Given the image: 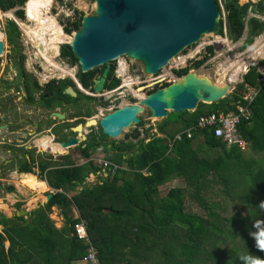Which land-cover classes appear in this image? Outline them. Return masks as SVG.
Returning <instances> with one entry per match:
<instances>
[{
  "label": "trees",
  "instance_id": "1",
  "mask_svg": "<svg viewBox=\"0 0 264 264\" xmlns=\"http://www.w3.org/2000/svg\"><path fill=\"white\" fill-rule=\"evenodd\" d=\"M27 1L0 0V11L16 9L15 17L23 20L24 12L17 8L23 7ZM35 4L36 0H31L25 5L26 17L32 22ZM225 9L228 13L229 38L235 41L242 34L243 25L239 23V14L245 13V8L238 7L236 0H229ZM232 10L234 12L231 14ZM236 13L239 21L234 18ZM82 16L79 13L78 19L63 22V32L69 35L78 30ZM251 20L264 25L255 19ZM220 27L222 34V22ZM4 30L6 39L12 44L13 53L17 52L18 48L15 47H19L20 36L17 26L9 21ZM250 33L254 35L256 30L251 27ZM249 43L250 40L246 41L243 48ZM212 55V47H206L202 59L191 61L188 67L173 73L176 77L185 75L191 69H198ZM59 57L66 59L70 65H77L67 44L59 47ZM12 61L15 63L13 59ZM16 63L17 71L22 73L25 80L28 79L29 75L24 73L22 67L23 55L18 57ZM101 70L82 73L78 69L76 78L88 90ZM114 70L115 66L111 65L105 90H112L120 83L115 78ZM245 70L239 69L233 73L235 76L232 74L226 79L229 83L238 82ZM262 70L264 61L251 66L248 73L243 75V82L236 86L231 95L217 103H199L193 113L176 114L175 119L168 117L157 127V131L166 136V139L153 138L149 143L141 140L137 147L130 142H122L118 148L120 153L124 157L132 154L126 160L131 180L123 179L122 172L118 170L114 173L116 177L113 180L87 188L85 178L89 173L99 170L90 161L83 166L54 172L49 180L52 188L68 192L79 186L82 190L68 198L72 199L81 219L67 218L64 212L71 203L61 193L53 196L44 208L32 212L28 220L16 215L7 219L0 214V264H85L82 260L90 248L96 251L97 264H244L242 258L249 255L258 257L261 264H264V244L257 247V241L264 237V84L247 105L249 120H241L238 126V132L247 148L262 155L261 166L253 167V160L243 158V153L236 147L226 148L208 130L194 135L192 140L184 138L171 149L168 146V141L176 132L193 125L199 116L227 114L234 112L236 105L245 106L241 98L243 86H258L257 79ZM64 81L67 82L60 87V91L67 86L74 87L70 80ZM154 91L156 88L150 89L148 94ZM78 94L76 98H71L60 92L59 96L73 103L83 100L87 107H90L89 103L100 102L96 99L88 101V96ZM230 103L235 105L231 106ZM81 105L80 103L81 115L86 114L90 118L94 113L92 108L82 113ZM172 122L180 126L178 131L167 130ZM141 125L142 123L139 124ZM132 136L136 139L139 133L135 131ZM103 137L105 138L104 135L100 136L96 143L94 139L89 141L85 149L78 151L84 158H89L90 152L101 145ZM196 139L199 142L195 148L193 142ZM202 147L221 150V153L214 159L202 157ZM135 152L138 153L135 155ZM116 163L123 161L118 160ZM142 171H146V175ZM174 179L181 180L183 186L171 188L161 196L159 188ZM210 183H219L224 187L223 202L231 200L236 210L230 217H224L218 212L222 204H210L202 195L208 192ZM229 187L241 189L231 198L232 192L227 195ZM187 188L193 189L191 197L202 207V216L186 212ZM52 206L65 210L63 214L66 223L63 230L55 229L48 218L47 212ZM79 220L86 222L89 241L79 240L72 235L74 225ZM5 243L8 245L6 248Z\"/></svg>",
  "mask_w": 264,
  "mask_h": 264
},
{
  "label": "water",
  "instance_id": "2",
  "mask_svg": "<svg viewBox=\"0 0 264 264\" xmlns=\"http://www.w3.org/2000/svg\"><path fill=\"white\" fill-rule=\"evenodd\" d=\"M219 28L215 0H94L92 15L82 17L67 44L82 73L104 66L93 81V92L99 94L112 61L123 56L140 64L145 75L157 76L185 48L196 45L204 35H216ZM2 54L1 39L0 57ZM230 89L228 81L221 83L205 73L188 72L137 104L119 107L98 121L92 118L73 131L80 135L83 128L97 126L106 137L116 138L131 124H139L138 115L145 110L156 119L167 117L168 112H193L199 103L210 105L224 99ZM141 90L143 87L137 88ZM63 94L76 96L70 87ZM78 141L72 138L60 146L67 148Z\"/></svg>",
  "mask_w": 264,
  "mask_h": 264
},
{
  "label": "rangeland",
  "instance_id": "3",
  "mask_svg": "<svg viewBox=\"0 0 264 264\" xmlns=\"http://www.w3.org/2000/svg\"><path fill=\"white\" fill-rule=\"evenodd\" d=\"M244 1L245 0H240V3ZM28 2L26 3V5L28 4ZM36 2L37 3L34 10V22L29 21L27 19L25 12H24L25 19L20 21L18 20V18L15 17L14 11H8V12L0 11V36H2L1 39L3 40V49H4L3 54L0 57V81L4 82L2 86L10 84L12 81L15 82L30 81L32 79L36 81H52V80L62 81V80L70 79V76L64 74L62 75V73H59V70L64 69L65 71H68V73L73 72L74 74H76L77 72V65L74 64L70 65V63L66 59L59 57V47L63 44H67V42L62 43V38L66 36V34H64L62 31L63 28L62 23L66 21H73L75 19H78L79 13L82 14L83 16L92 15L94 10L93 8L94 0H36ZM76 12L78 14H76ZM261 19L264 21V16L261 17ZM9 21L15 23L20 33L19 47H15L18 48L17 52L15 53H13L12 51V44H10L6 39L5 30H4V27L7 25ZM36 25L49 27L51 29V32L48 34V36L51 43L50 47L54 48V53L51 56L52 59L54 58L53 59L54 63L53 62L51 63V61L46 59V56L43 55V52L36 53L37 50L34 48L33 41L31 38H29V33L31 32V29L36 28ZM73 32L74 31H72L68 36L71 37ZM260 37L262 42L257 41L255 45L252 47V49H256L258 52L262 53L264 47L259 50L257 48L259 47V43H261V46H264V34H262ZM244 40H245V36H243L238 41V43H231L225 37H221L219 35L202 36V38L196 45L185 48L180 54L177 55V57L169 61L168 65L163 69H161L160 73L157 76L145 75L141 65L133 61H130L128 59L122 58L120 62L121 64H125V66L122 69H120L122 73L116 76V78L120 80V85L121 82H123L122 85L127 84L129 82L135 83L134 85H132V88H136V91H137V87H144L142 91H137L140 92L142 95L144 94L143 95L144 98L147 95L148 90L153 88L150 86L152 84V81H158L159 80L158 77L160 76L166 78L165 84L172 83L177 78L175 75H173L174 71L188 67L191 61L202 59L205 54L204 52L205 47L211 46L213 48L214 54L198 69H191L189 72H196L198 74L205 73L212 80L219 82L222 81V75H224L228 70H230L233 64L234 66H236L233 69L234 71H236L237 68L244 67L238 65L237 64L238 61L244 60V62L247 63L245 71H247V69L250 66H252L254 63L256 64L258 61H260L259 59L261 58H258V54L254 52V50H252L251 47L245 50L240 49ZM47 45H48V41H45L42 48L43 51L47 49ZM21 55H23L22 67L24 73L29 75L28 79L26 80L24 77L22 79V75L19 77L16 75V71H17L16 67H18V63L16 62L18 61V57ZM12 59L15 61V63L12 61ZM110 64L118 65L117 60L112 61ZM50 65L53 66L57 65L58 67H56L57 69H53ZM244 73L239 77L240 80L238 82L230 83L231 89L227 96L231 95V93L234 91L236 86L242 82V76L244 75ZM232 74H230L229 76H231ZM233 76L235 75L233 74ZM226 78L227 77L224 76L223 78L224 82L226 81ZM81 93L84 95V93H87V91L84 90ZM136 97L138 96L136 95ZM136 97L133 94L132 90L130 89L128 90L126 87H122L120 91H117L115 93L105 94L102 98L100 97L97 98L98 100H100L99 103L97 102L89 103L92 110L94 111L92 117L95 118L96 121H98L101 117L108 114L111 110H114L117 107L127 104H133V105L137 104L139 99ZM80 103L82 104L81 105L82 107L85 106L84 107L85 110L88 108L83 100ZM139 118H141L143 121L146 122L145 128L148 130L146 135L142 134L140 137H137V139L140 141L141 139H143L146 140L147 142L148 138L157 135L156 128L162 121L151 119L150 113L147 110H145V112L142 115H139ZM169 118L175 119V114L170 113ZM83 120L85 122V119ZM177 126L178 125H176L175 122H172L169 124L168 130L174 131L176 130ZM134 129L135 126L133 125H131L130 128L128 129H124L122 135L118 138L119 140H114V141H120L121 139H124V136L130 135ZM144 136H146V138H144ZM194 142H197L198 144L199 141L198 139H196ZM202 148L204 152H202L200 156L209 159H214L221 153V150H209L205 147ZM62 151L63 150H61L60 152ZM242 156L247 160H253L254 162L253 167L255 166V168L262 165V161H263L262 155L251 152L249 148H247V152L243 153ZM76 161L80 163L82 162V160L79 157H76ZM20 181L21 180L19 179L14 183V185L20 183ZM181 186H183V183L179 179H174L172 181H169L159 188L160 195L164 196L169 189L174 187H181ZM25 188L29 190V192L27 193L28 195L25 196V198H16L14 195L10 196L11 202H13V200L15 199L23 200V204H20L21 210H26L24 205H30V201L32 200V197L33 198L35 197L32 193H30V192L33 193L35 192L34 188H31L29 186L28 188L27 187ZM223 189L224 187H222L221 184L213 183L207 187L208 192L202 193V195L206 200L210 202V204L212 203L222 204L221 210L218 212L224 217H230L234 212H236V210L231 200L230 201L226 200L225 202H223L222 196H225L222 192ZM240 189L235 190L234 188L229 187V189L227 190V195L232 192L230 195L232 198L233 196H235L236 192H240ZM186 192H187V199H185L186 212L202 216L204 214L203 210L201 209L202 207L199 206L191 197V195L193 194V189L187 188ZM12 208L17 209V206L14 207L12 206ZM5 211L6 214L10 215L11 206L9 209ZM7 246H8L7 243H5V248Z\"/></svg>",
  "mask_w": 264,
  "mask_h": 264
},
{
  "label": "flooded vegetation",
  "instance_id": "4",
  "mask_svg": "<svg viewBox=\"0 0 264 264\" xmlns=\"http://www.w3.org/2000/svg\"><path fill=\"white\" fill-rule=\"evenodd\" d=\"M16 75L19 77L22 73L16 71ZM75 77L76 74H73L67 80L71 82ZM66 82L64 80L36 81L32 79L30 81H12L10 84L2 86L4 82L0 81V199L3 200V205L11 204L6 197L15 192L16 189L11 182L19 174L25 173L21 172V169H29V173L35 174L43 172V164L48 167L45 170L50 168L47 164L48 153L38 148L39 140L49 139L51 136L61 139V135L67 134L69 138L65 141L72 138L79 140L73 147L76 148L90 135L91 132L81 140L78 133L73 131L78 124L83 125L85 122L78 115L80 101L73 103L65 97L59 96L60 92L64 95L63 91L67 87H64L62 91H60V87ZM88 93L90 94L88 101H94L95 93L92 91H88ZM77 96L79 94L76 92ZM51 107L53 109H50ZM53 112L64 114L61 116L64 118L57 119L52 116L49 119V115ZM94 128L97 129V127ZM90 129L93 130V127ZM51 149L53 153L58 151L57 147H51ZM55 164L56 161H52V166ZM29 178L31 177L23 178L22 181ZM10 189L12 192H8ZM12 206L15 205L12 204ZM0 214L5 216L2 211Z\"/></svg>",
  "mask_w": 264,
  "mask_h": 264
},
{
  "label": "crops",
  "instance_id": "5",
  "mask_svg": "<svg viewBox=\"0 0 264 264\" xmlns=\"http://www.w3.org/2000/svg\"><path fill=\"white\" fill-rule=\"evenodd\" d=\"M228 1L229 0H215L216 5L219 6V10H220V26H221V22H222V34H220V31H221V27H220L219 31L217 33V36L219 35L221 37H225L231 43H238V41L243 36H245V40L242 43V46L240 49L245 50L249 47H251V49H252V47L255 45V43L257 41L262 42L260 36L262 34H264V25H260L258 23L251 22L252 21L251 19H255L258 22L264 24V21L261 19V17L264 16V1L263 0H256V1L255 0H245L244 2L240 3V0H236V5L238 7L245 8V13L239 14V17H240L239 23H242L243 30H242V34L239 37V39H237L235 41H232L229 38V34H228V32H229V27L227 24V14L228 13L225 9L226 3H228ZM233 12H234V10H232L231 14ZM239 17L236 13L234 18L239 21ZM251 27L254 30H256V34L252 35L250 33ZM232 33L233 32L231 31L230 35H232ZM248 40H250V43L246 47L243 48L244 43ZM259 46H261V43H259ZM252 50L256 51V49H252ZM256 53L258 54V58L260 57L261 59H259L260 61H258L256 64L254 63L252 66H256L260 62L264 61V54H262L258 51H256ZM213 54H214V52H213ZM250 67H249V69H250ZM239 69H241V70L246 69V67L237 68V70H239ZM249 69H247V71H245L244 75L248 73ZM227 75L228 74H225L224 76H227ZM235 82L236 81H230V83H235ZM242 82H243V76H242ZM241 98L244 101L243 90L241 92ZM243 104H246L245 101ZM50 109H53V107H51ZM80 111L81 112L85 111V108L84 107L80 108ZM82 113H84V112H82ZM78 115L81 116L80 119H82V120L88 118V117H86V114L81 115L80 112ZM52 116H54L53 113H51L49 115V119H51ZM92 116H91V118H93ZM89 132H91V133L88 136L87 140L85 142H83L79 147H76V148H73L75 145L67 147V148H62L60 146L61 143H64L63 141H65L69 138V136L67 134L61 135V139H57L56 136L55 137L51 136L49 139H47V143H48V147H49V149L47 151L48 158H49V160L47 161V164L50 166V168L48 170H45L48 167L45 164H43V172L42 173H35V174L29 173L28 172L29 169H21V172H25V173L19 174L16 178L13 179L11 184L14 186V188L16 190H15V192L9 194L6 198L9 201L11 200V197H10L11 195H14L16 198H25V196H27L28 195L27 193L29 192V190L26 189L25 187L28 188V186L30 187L31 184L36 185V187L31 186V188H34L35 192L34 193L30 192L35 197L34 198L32 197V200L30 201V205H24L26 210H21V208H20V204H23V200H21V199H15V200H13V202L10 201V203H11L10 205L9 204L3 205L2 204L3 200L0 199V205H1L0 211H2L5 214V216H3L2 214L1 215L7 219L12 218L14 215H16L17 217H24L25 220H28L29 217L31 216L32 212L34 213V211L41 209V208H44L45 205L50 201V199L53 196H55L57 193L63 194L68 199V198H72L78 192H81L82 190L80 189L79 186H76L74 190H69L68 192H64L62 189H54L49 185V180H51L52 174L56 171L58 172V171H62L65 169H73L74 167L76 168L79 166L86 165L85 164L86 159L80 153V151H78V149L79 150L85 149L87 144L89 143V141L94 139L93 141H95V143H96V141L100 140V136H103V134L100 133L99 129L97 131V129H95L94 127H93V130L90 128H88V129L84 128L81 134L85 138L86 134H88ZM121 135H122V133L116 138H108L106 136H105V138L103 137V140L100 143L101 145L97 148H94V150H92V152H90L89 157L91 159L93 157H101L104 159V161L108 165L111 166V169L102 170L100 167H98L97 165L94 164L96 167H98L99 170L97 172L89 173L88 176L85 178V186L87 188L95 187L96 185L100 186V185H102V182L113 180V178L116 177V176H114V173L117 172V171H113V167H117L116 169L122 172L123 179H126V180L132 179L131 173L128 172L129 171L128 170L129 164H128V161H126L132 156V154H130L128 156L125 155V157H124L120 153L118 148H120V145L122 142H130L132 144H135V147H137L140 140H138L137 138L135 139V137H133L132 135H129V137H127L128 135H125L124 139H121L122 141L121 140L120 141H114V140H119L118 138ZM125 137H127L126 140H125ZM130 137H132V138H130ZM81 140H83V139H81ZM109 140H112V141H109ZM50 141L55 142V144L53 143L50 145ZM65 142H67V141H65ZM46 146H47L46 144H42V145H39L38 148L43 149ZM51 147H54V148L57 147L58 151L53 153ZM104 148H106V150ZM61 150H63V151L60 152ZM137 153L138 152H136L134 154L136 155ZM76 157H79L82 160V162L80 163V162L76 161ZM118 160L119 161L122 160L123 163H120V164L116 163ZM52 161H56L55 166H52ZM142 174L146 175V171H142ZM26 177H34V180L31 181L28 179L25 182L22 181L23 178H26ZM19 179L21 180L20 183L17 182L18 184L14 185V183L16 181H18ZM37 183L40 184V187H37ZM8 192H12V190L10 189V191H8ZM85 194H87V193H85ZM93 195H94V193H93ZM48 196H50L49 200H47ZM68 200L70 201L71 204L68 207L67 211L63 210L62 208H60L58 206H52V207H50V210L47 212L48 218L52 221L53 227L57 230H63L65 227L66 218L63 214L64 211H65L64 213H66V215H67V218H71V220H75V219L80 217L75 204L71 201L72 199H68ZM12 204L17 206V209H13ZM10 206H11V211H10V215H9V214H6L5 210L9 209ZM4 207H5V209H4ZM21 212H23L22 215H20Z\"/></svg>",
  "mask_w": 264,
  "mask_h": 264
},
{
  "label": "built area",
  "instance_id": "6",
  "mask_svg": "<svg viewBox=\"0 0 264 264\" xmlns=\"http://www.w3.org/2000/svg\"><path fill=\"white\" fill-rule=\"evenodd\" d=\"M260 77L257 79L258 86L244 85V101L246 105H237L234 112L227 114H210L206 116H200L196 120L195 124L191 128L193 133L203 132L205 130L211 131L215 138L219 139L227 148L236 147L240 152L246 150V143L242 139L238 132V126L241 120H249L250 113L248 111L247 105L252 102V100L258 94L259 88L264 84V70L259 72ZM160 81V80H158ZM114 91L107 92L105 94H111ZM104 94V95H105ZM187 137H191V132H187ZM180 135L175 137V140H180ZM104 167L107 164H103ZM75 235L80 240H88V235L86 232V224L80 222L74 227ZM85 264H97L96 251L93 248L89 249L88 254L82 260Z\"/></svg>",
  "mask_w": 264,
  "mask_h": 264
},
{
  "label": "clouds",
  "instance_id": "7",
  "mask_svg": "<svg viewBox=\"0 0 264 264\" xmlns=\"http://www.w3.org/2000/svg\"><path fill=\"white\" fill-rule=\"evenodd\" d=\"M29 1V0H28ZM27 1V2H28ZM27 2H25V4L23 5V7H20V8H17V9H20V10H22L23 12H25V5H26V3ZM217 8H218V6H217ZM218 10H219V8H218ZM10 11H16V9H13V10H10ZM219 12H220V10H219ZM83 17V16H82ZM24 19H25V14H24ZM23 19V20H24ZM82 19V18H81ZM19 20V19H18ZM20 21H22V20H20ZM81 22V21H80ZM80 26V25H79ZM62 31H63V29H62ZM77 31V30H76ZM75 32V31H74ZM73 32V33H74ZM64 33V32H63ZM65 34V33H64ZM67 35V34H66ZM217 35V34H216ZM204 36H208V35H204ZM213 36H215V35H213ZM202 38V37H201ZM207 47H209V46H207ZM206 48V47H205ZM3 51H4V49H3ZM204 52H205V49H204ZM205 55V54H204ZM126 59L125 57H120V58H118V59ZM118 59H116V60H118ZM115 60V61H116ZM118 63V65H114L115 66V70H114V75H115V78H116V76H118V75H120V73H122L121 71H120V69H122L124 66H125V64H123L122 66H120V61H118L117 62ZM136 63V62H135ZM140 65V64H139ZM77 67H78V69H79V66H78V64H77ZM110 67H111V64H110ZM101 68L102 67H99V68H95V69H99V70H101ZM103 68H104V66H103ZM117 68V69H116ZM80 70V69H79ZM94 70V69H93ZM91 71V70H90ZM110 71V70H109ZM101 72H102V70H101ZM86 73V72H85ZM160 73V72H159ZM158 73V74H159ZM101 74V73H100ZM99 74V75H100ZM173 75H175L174 73H173ZM98 75H96V77H97ZM176 76V75H175ZM96 77H95V79H96ZM108 78V77H107ZM178 78V77H177ZM94 79V80H95ZM116 79H118V78H116ZM158 79L160 80V81H152V84L150 85L151 87H153V88H156V90H158V89H161V88H164V87H166L167 85H169V84H165V79L166 78H164V77H158ZM93 80V81H94ZM107 80V79H106ZM119 80V79H118ZM176 80V79H175ZM174 80V81H175ZM74 83H73V82ZM72 83H73V86L74 87H72L71 89L75 92V94H76V92L77 93H80V94H82L81 92H83L84 90L85 91H87V93H84V96H89L90 94L88 93V91H90V89H92V92H93V84H92V87H90L88 90H86V89H84L83 87H82V85L80 84V82L77 80V78L75 77V78H73L72 79ZM93 81H92V83H93ZM120 81V80H119ZM173 81V82H174ZM106 83V82H105ZM242 83V82H241ZM240 83V84H241ZM164 84H165V86H164ZM123 87V85H122V82H121V85H120V83H119V85L117 86V87H115V88H113L112 90H105L104 88H103V90L99 93V94H97V93H95V95H96V100H98L97 98H102L103 96H104V94L105 93H107V92H111V91H114V92H112V93H115V92H117V91H120L121 89H122V87ZM67 87H71V86H67ZM254 87V86H253ZM137 88H139V87H137ZM152 88V89H153ZM243 88H244V86H243ZM143 89H144V87H143ZM150 90V89H149ZM148 90V91H149ZM142 91V90H141ZM155 92V91H154ZM86 94V95H85ZM123 94V93H122ZM151 94V93H150ZM65 95V94H64ZM121 95V94H120ZM147 95H149L148 93H147ZM146 95V96H147ZM68 96V95H67ZM70 97V96H69ZM76 97V96H75ZM75 97H73V98H75ZM72 98V97H71ZM141 99H143V98H141ZM140 100V99H139ZM138 100V101H139ZM253 101V100H252ZM246 103V102H245ZM250 104V103H249ZM129 105H133V104H127V105H123V106H129ZM240 105V104H239ZM237 106V105H236ZM235 106V107H236ZM120 107H122V106H120ZM117 108H119V107H117ZM116 108V109H117ZM115 110V109H114ZM114 110H111L110 112H112V111H114ZM54 111V110H53ZM148 112H149V110H147ZM249 111V110H248ZM145 112V111H144ZM193 112H195V111H193ZM193 112H188V113H193ZM150 113V112H149ZM170 113H172V114H174L173 112H168V115H167V117H165V118H162V119H156V118H152L151 117V119H156V120H161L162 122L161 123H163L166 119H168V117H169V114ZM182 113H185V112H182ZM230 113V112H229ZM250 113V112H249ZM54 114H59V115H63L64 116V114H60V113H57V112H53V115ZM178 114H180V113H178ZM142 115V114H141ZM176 115V114H175ZM56 116V115H55ZM150 116H151V113H150ZM201 116H204V115H201ZM200 117V116H199ZM64 117H62L61 119H63ZM138 118H139V115H138ZM58 119V118H57ZM90 119H92L91 117H90ZM95 119V118H94ZM198 119V118H197ZM89 119H86V121H85V123L88 121ZM196 122V121H195ZM84 123V124H85ZM140 123H142V125L141 126H139V124ZM160 123V124H161ZM84 124L82 125V124H80V125H82V126H84ZM139 124H137V125H134V124H131V125H133V126H135V129L132 131V133L133 132H135V131H137L138 133H139V136L138 137H140L142 134L144 135H146V133H147V130L148 129H146L145 127H146V122L145 121H143L141 118H139ZM159 124V125H160ZM195 124V123H194ZM193 124V125H194ZM79 125V124H78ZM77 125V126H78ZM158 125V126H159ZM177 125V124H176ZM193 125H191L190 127H188V128H186V129H184V130H182V131H178V128L180 127L179 125L177 126V128H176V130L178 131V132H176V130H174V131H170V132H176L174 135H173V138L172 139H170L169 141H168V146H169V148L171 149L172 148V146L175 144V143H177V142H180L181 140H183L184 138H186L187 140H192L193 138H194V135H196V134H198V133H200V132H198V133H193L192 132V130H191V128L193 127ZM76 126V127H77ZM157 126V127H158ZM95 127H97V126H95ZM91 128V127H90ZM98 129H100L99 127H97ZM130 128V127H129ZM168 128H169V125H168V127H167V130H168ZM84 129V128H83ZM88 129V128H87ZM150 130H151V128H150ZM83 131V130H82ZM82 131H81V133H82ZM101 131V130H100ZM169 131V130H168ZM188 131H190L191 132V137L190 138H188L187 137V132ZM123 133V132H122ZM132 133L130 134V135H132ZM156 134L157 135H154L153 137H151V138H148L147 139V142L149 143L153 138H165L166 139V136H164L163 134H160L158 131H157V128H156ZM178 135H180V137H181V139L180 140H175V137L176 136H178ZM105 136V135H104ZM214 136V135H213ZM144 138H146V136H144ZM217 139V138H216ZM51 140V139H50ZM141 140H143V139H141ZM219 140V139H218ZM195 141V140H194ZM144 142L145 143H147L146 142V140H144ZM54 142L53 141H50V145L51 144H53ZM42 144H46L47 146L46 147H44L42 150H45L46 152L48 151V149H49V147H48V143H47V139H42V140H39L38 141V146L39 145H42ZM55 144V143H54ZM195 144V148L197 147V142H193V145ZM223 144V143H222ZM227 148V147H226ZM229 149V148H228ZM245 152H247V147H246V150L244 151V152H242V153H245ZM86 159V158H85ZM92 162V163H94L95 165H97L98 167H100L102 170H104V169H111V166L110 165H108L105 161H104V159L103 158H101V157H93L92 159L89 157V158H87L86 159V163L85 164H87L88 162ZM103 164H107V166L106 167H104L103 166ZM117 167H113V171H118L117 169H116ZM80 218V217H79ZM79 218H77V219H79ZM81 219V218H80ZM80 222H83V223H85L86 224V222H84V221H82V220H79V223ZM79 223H76L75 225H77V224H79ZM75 225H74V227H75ZM74 231H75V229H74ZM86 232H87V225H86ZM72 235H75V233L74 232H72ZM87 235H88V233H87ZM76 236V235H75ZM77 237V236H76ZM88 238H89V236H88ZM254 239L256 238L255 236L253 237ZM80 240V239H79ZM261 244H264V237H262L260 240H258L257 241V247H260L261 246ZM243 259V261H244V264H261V260L258 258V257H254V256H246V257H243L242 258Z\"/></svg>",
  "mask_w": 264,
  "mask_h": 264
},
{
  "label": "bare ground",
  "instance_id": "8",
  "mask_svg": "<svg viewBox=\"0 0 264 264\" xmlns=\"http://www.w3.org/2000/svg\"><path fill=\"white\" fill-rule=\"evenodd\" d=\"M37 3V2H36ZM35 7H36V4H35ZM35 7H34V10H35ZM94 8V7H93ZM34 10H33V15H34ZM28 25V24H27ZM51 32V29L49 28V27H45V26H39V25H36V28H34V29H31V32L29 33V38H31L32 39V41H33V44H34V48L37 50L36 51V53L38 52H43V55L44 56H46V59H48L49 61H51V63L53 62V59L51 58V56L53 55V53H54V48H51L50 47V40H49V36H48V34ZM0 38H2V36H0ZM30 39V40H31ZM71 40V37L70 36H68V35H66V36H64L63 38H62V43H64V42H69ZM45 41H48V45H47V49L45 50V51H43L42 50V48H43V44H44V42ZM264 47V46H263ZM262 46H259L257 49L259 50V49H262L263 48ZM257 51V50H256ZM256 51H254V52H256ZM262 54H264V49L262 50ZM253 55H255V54H253ZM261 56V55H260ZM263 56V55H262ZM238 58V57H237ZM252 58V57H251ZM260 58V57H259ZM254 59V58H253ZM122 60V59H121ZM234 60V59H233ZM232 60V61H233ZM246 60V59H245ZM118 61H120V59H118L117 60V62ZM235 61V60H234ZM238 61V60H237ZM43 62V61H42ZM253 62V61H252ZM54 63V62H53ZM227 64V63H226ZM237 64L238 65H241V66H244V67H246V65H247V63L246 62H244V60H240V61H238L237 62ZM123 64H121L120 63V66H122ZM230 65V64H229ZM53 69H57L56 67H58L57 65L55 66H53V65H50ZM217 66V65H216ZM60 67V66H59ZM66 67V66H65ZM234 67H236V66H234V64L232 65V67H231V69L230 70H228L225 74H228L226 77H228L230 74H232V73H234L235 71H233L232 69L234 68ZM48 68V67H47ZM219 68V67H218ZM59 69H61V68H59ZM67 69V68H66ZM221 69H222V67H221ZM47 70V69H46ZM59 73H62V75L64 74V75H68V76H73V72L71 73H68V71H65L64 69H61V70H59ZM224 74V75H225ZM48 75V74H47ZM57 75V74H56ZM224 75H222V81H219V82H221V83H223L224 81H223V78H224ZM47 77V76H46ZM125 81V80H124ZM226 81H228L227 79H226ZM136 82V81H135ZM123 83V82H122ZM135 83H131V82H129V83H127V84H123V87H126L128 90L130 89V90H132V92H133V94L135 95V97H136V95L138 96V97H136V98H138V99H141V98H143V95L140 93V92H137L136 91V88H132V85H134ZM123 101V100H122ZM90 120V119H89ZM88 120V121H89ZM79 137L82 139V137L83 136H81V134L79 135ZM28 180V179H27ZM29 180H34L33 178H29ZM26 181V180H25ZM24 181V182H25ZM34 182V181H33ZM31 184V183H30ZM31 186H33V187H36V185L35 184H31ZM30 186V187H31ZM37 187H40V184L39 183H37Z\"/></svg>",
  "mask_w": 264,
  "mask_h": 264
}]
</instances>
